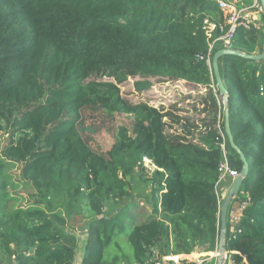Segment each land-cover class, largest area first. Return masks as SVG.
<instances>
[{
  "label": "trees",
  "instance_id": "trees-1",
  "mask_svg": "<svg viewBox=\"0 0 264 264\" xmlns=\"http://www.w3.org/2000/svg\"><path fill=\"white\" fill-rule=\"evenodd\" d=\"M205 19L222 21L216 0H0V264H72L71 229L82 221L81 264H114L104 250L117 228L138 263L152 250L167 257L215 249L216 114L205 135L184 142L166 136V114L154 100L127 103L119 86L99 77L129 68L148 79L185 80L206 86L218 107L211 69L197 58L207 53ZM263 27L264 19L262 27H238L230 48L262 52ZM218 65L231 135L248 163L239 193L251 200L239 232L226 230L225 248L247 264H264V60L226 54ZM150 87L143 80L135 88ZM122 115L129 123L113 128L108 150L94 149L87 119ZM225 149L239 172L226 135ZM140 177L150 184L148 198L132 191ZM136 197L156 213L126 227L115 210Z\"/></svg>",
  "mask_w": 264,
  "mask_h": 264
},
{
  "label": "rangeland",
  "instance_id": "rangeland-1",
  "mask_svg": "<svg viewBox=\"0 0 264 264\" xmlns=\"http://www.w3.org/2000/svg\"><path fill=\"white\" fill-rule=\"evenodd\" d=\"M245 1V5L247 4L246 0H243V3ZM243 3H239V5L243 6ZM238 5V6H239ZM264 28V27H263ZM104 74V76H103ZM101 74L99 77L100 78H105L113 83H115L117 86L120 88L121 95L125 99L127 103H133L137 101H143L145 102V99H150L154 100V103L158 106L161 107L162 111L167 110L165 113L168 115L166 117L165 124H164V133L166 136H170L171 134L174 135H179L178 137L183 138L184 142H188L191 138L189 133H181V131L177 130L178 128L171 129L169 130L168 124H170L168 121L170 120L169 117L174 116L175 112V107L177 103L180 104L179 97H178V90H181L179 84L177 82H171V81H166V80H161V79H148L140 76L138 73H136L134 70L129 69V68H121V69H116L114 71H108ZM145 81L148 80L150 82V89L147 91H144L142 93H138L136 91V82L139 81ZM187 90V89H185ZM184 91V90H183ZM149 100V101H150ZM171 112V113H170ZM89 113L86 111V114ZM165 117H163V120ZM129 117L127 116H118L116 121H106V122H101L99 119L95 121V123H91V119H87V123L89 122L92 126L93 129L96 130L95 133H90V135L93 136V140L91 141V145L94 149H97L99 151H106L108 148L111 146L113 142V138H111V133L113 132V128L116 127L117 125L120 124H128L129 123ZM167 122V123H166ZM181 141V140H179ZM3 143V142H2ZM152 166H150L151 169ZM146 178L140 177V179H136L133 183V189L132 191L135 194H141L145 196H150V184L146 181ZM143 193V194H142ZM136 196V195H135ZM121 209H116L117 214V222H120L121 224L125 226H131L133 224H140L143 222L146 214H149L146 218L154 215L152 214V209L151 205L147 203L145 200H142L138 197L135 199L131 200H126L123 201L120 205ZM111 209V208H110ZM110 209L105 210L106 211V216H110ZM149 212V213H148ZM139 214V216H136V214ZM145 218V219H146ZM85 225V222H77L74 227L71 229V232L76 235V239H78L79 247L81 248L83 243L86 242V232L82 233V226ZM117 235L115 236V244H116V249L114 246L111 245V243L107 246V248L104 250V259L107 261L109 258L117 254L119 256L120 261H123L124 264H127L128 261L132 260L133 254H132V249L130 244L128 243L126 237L121 233L120 234V228L116 229ZM119 249V250H118ZM194 254H199V253H194ZM204 255V254H201ZM197 257V256H195ZM194 258V257H192Z\"/></svg>",
  "mask_w": 264,
  "mask_h": 264
},
{
  "label": "built area",
  "instance_id": "built-area-1",
  "mask_svg": "<svg viewBox=\"0 0 264 264\" xmlns=\"http://www.w3.org/2000/svg\"><path fill=\"white\" fill-rule=\"evenodd\" d=\"M217 6L219 11L222 15V21L221 22H211L208 19H205L203 21V29L205 32V36L207 39V53L206 55L198 54V59H204L207 63V65L210 68V59L212 52L217 48H229L231 40L233 39V36L235 34V31L238 27H243L245 29H248L253 25V22L255 23L256 19L254 17L253 11L237 7L233 3L228 2L227 0H216ZM255 6L259 8L258 3H255ZM255 26V25H253ZM211 69V68H210ZM171 82H177L174 80H171ZM212 92L214 94L215 100L217 102V105L219 106L221 112L223 111V103L221 97L218 95L216 86L214 83L211 84ZM150 100V99H149ZM148 99H145L146 103H151L152 100L149 101ZM220 119L218 117V123ZM218 134L221 138V141L219 142V147L221 149V159L217 164V171H218V177L214 184V194L217 202L218 212H217V223H219V211L220 206L222 204V201L225 197V192L221 190V186H223L226 182L230 181L232 182L239 174L235 169L231 168L229 166L228 160H227V152L225 149V135L223 130L220 127V123L217 126ZM143 165L153 170L154 166L151 164V161L143 157ZM250 197L248 193H242L237 195L234 198V201L230 203L228 207V213H227V220H226V230L229 231L231 235H234L235 232H239L238 223L241 218V215L243 211L249 206L250 204ZM225 239V238H224ZM218 243H219V233L218 238L216 241L215 249L212 252H209L211 256H213L215 259L218 258V256L221 257V264H239L238 261L235 259V255H238L241 257L242 261L244 262V256L239 252L235 250H228L224 247V251L219 253L218 252ZM204 259L200 258L193 264H203ZM152 264H189L188 262L180 259H174L173 257H162L158 258L156 254H154V258L152 259Z\"/></svg>",
  "mask_w": 264,
  "mask_h": 264
},
{
  "label": "crops",
  "instance_id": "crops-1",
  "mask_svg": "<svg viewBox=\"0 0 264 264\" xmlns=\"http://www.w3.org/2000/svg\"><path fill=\"white\" fill-rule=\"evenodd\" d=\"M227 1L230 3H233L237 7H242V8H246V9L253 11L255 19L257 18V15L259 13V8H257L255 6V3H257L256 0H246L247 1L246 5H245V1L243 3V0H227ZM238 2L243 3L244 5L241 6L238 4ZM211 22H214V21H211ZM253 25H255V27H262L263 26V20H261L260 22L255 21V23L253 22ZM177 83L179 84L180 88H182L184 91L182 90V92H181V90H178V92H179L178 97H179L180 104L177 103L175 110H174L175 112H172V113H174V116L169 117L170 118V120L168 121L170 123V124H168L169 130L175 129V126H176V128H178L177 130L181 131V133H189L191 138L193 140H195L198 136L205 135L207 133V131L210 128L211 120L215 114H216L217 122H215V126L212 125L213 127L217 128L219 123L221 121L222 122L224 121L223 111L221 112L219 106L214 107L211 105V103H209L206 86L194 84V83H189L185 80H179V81H177ZM185 89H187V90H185ZM166 112H167V110L163 111L164 115ZM221 113H222V117H221ZM167 116L168 115L164 116L165 117V119L163 120L164 124H165V121H167L166 120ZM218 117L220 119L219 123H218ZM230 184H231V182L228 181L227 185L224 184L225 186L224 185L221 186V190L226 193ZM237 195H239V192ZM146 197L148 198V196H146ZM234 198L231 200L230 203H232L234 201ZM151 209H152V214H155L156 209H155L154 205H151ZM106 210H108V209H106ZM227 213H228V210H227ZM136 216H139V214L137 213ZM147 216H149V214H146L145 218ZM107 217H108V215H107ZM145 218H144V220H145ZM144 220H142V221H144ZM226 220H227V214H226ZM217 225H218V230H219L220 229V223H218ZM126 227H129V226H126ZM83 232L85 233L84 230H82V233ZM123 235L125 236V234H123ZM75 237H76V235H75ZM217 238H218V235H217ZM114 239H115V237L113 238L111 245L114 246V248L116 249L117 246L115 244ZM79 244L80 243L78 242V239H77L75 255L73 257L72 264H81L85 243H83L81 248L79 247ZM154 254H156V256L158 258H162V257H159V255L157 254V252L155 250H152V257L151 258H149V259L147 258L144 261H142L141 263H138L132 257V260L128 261L127 264H152V259L154 258ZM201 254H204V255H201ZM195 256H197V257H195ZM167 257H173L174 259L184 260L188 263H195L200 258L204 259V262L213 261V264H217V261H218L213 256H211V254L209 252L199 253V254L191 253V254H187V255L182 254V255L167 256ZM192 257H194V258H192ZM107 261H113L114 264H124L123 261H120L119 256L117 254L112 255L109 258V260H107ZM243 261L245 264H247L245 257H244Z\"/></svg>",
  "mask_w": 264,
  "mask_h": 264
},
{
  "label": "water",
  "instance_id": "water-1",
  "mask_svg": "<svg viewBox=\"0 0 264 264\" xmlns=\"http://www.w3.org/2000/svg\"><path fill=\"white\" fill-rule=\"evenodd\" d=\"M258 5H259V13L257 15L256 21L260 22L261 20L264 19V0H256ZM264 44V42H263ZM236 55L244 59H249L253 61H259V60H264V49L260 53H244L240 52L238 50H235L233 48H219L217 49L213 55L211 56L210 59V68L213 76V81L215 83L218 95L222 99L223 103V117H224V133L227 137L229 146L238 154L239 160L242 163L241 170L239 171L238 176L231 182L226 195L222 201V204L220 206V211H219V223H220V229H219V243H218V252L221 253L224 251L225 247V233H226V214H227V209L228 206L231 202V200L237 196L243 178H245L248 174V163L247 160L245 159L243 153L241 150L235 145L233 141V137L231 135L230 131V126H229V121H228V116H229V110L227 107V99H228V92L227 89L223 83L222 76L219 70V65H218V58L222 55ZM98 217H101L99 215ZM217 264H221V257L218 256L217 258Z\"/></svg>",
  "mask_w": 264,
  "mask_h": 264
}]
</instances>
